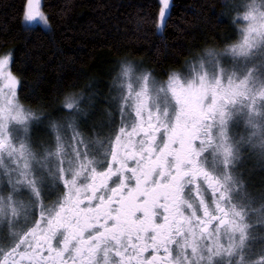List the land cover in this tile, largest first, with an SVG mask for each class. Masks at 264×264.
Masks as SVG:
<instances>
[{
	"label": "snow or ice",
	"instance_id": "obj_1",
	"mask_svg": "<svg viewBox=\"0 0 264 264\" xmlns=\"http://www.w3.org/2000/svg\"><path fill=\"white\" fill-rule=\"evenodd\" d=\"M160 4L158 30L171 0ZM240 7L243 39L224 53L231 71L212 52V71L202 59L159 85L121 66L120 127L107 144L86 139L74 119L68 142L52 121L54 142L38 155L29 130L40 117L19 103L11 53L0 55V264H264L253 231L264 204L253 206L236 171L242 150L264 161V0ZM37 20L50 27L42 0H27L24 21ZM79 104L69 94L63 107L71 116ZM240 123L246 135L236 139Z\"/></svg>",
	"mask_w": 264,
	"mask_h": 264
},
{
	"label": "trees",
	"instance_id": "obj_2",
	"mask_svg": "<svg viewBox=\"0 0 264 264\" xmlns=\"http://www.w3.org/2000/svg\"><path fill=\"white\" fill-rule=\"evenodd\" d=\"M26 3L0 0V55L11 53L19 102L33 112L56 114L90 86L105 100L123 64L164 80L241 34L242 0H171L161 32L159 0H42L50 27L25 25Z\"/></svg>",
	"mask_w": 264,
	"mask_h": 264
},
{
	"label": "rangeland",
	"instance_id": "obj_3",
	"mask_svg": "<svg viewBox=\"0 0 264 264\" xmlns=\"http://www.w3.org/2000/svg\"><path fill=\"white\" fill-rule=\"evenodd\" d=\"M36 22H38V20L34 22H25V25L31 26L34 25ZM162 28H160L159 30L157 29L158 32H161ZM244 28L245 23L241 21V34L239 35V39L232 45L239 44L242 41V30ZM230 46L223 47L221 50H212V53H215L217 55L221 66L228 69L229 71H231L234 67L237 66L231 56L224 54L226 49H228ZM207 53H205L206 55L203 54L202 56H199L197 58L195 57L189 60L182 71H176L175 73H179L181 76L189 75L192 66L194 64L198 65L202 59L206 61L207 69L209 71H212L213 66L207 63V60L209 59ZM133 66L136 69V73L138 75L146 72L140 66ZM240 66L242 67V65ZM120 69L121 68L117 69L115 78L112 79L111 83L107 87V91L105 94V97L107 98H105V100L99 99L98 95L92 92V88L90 86L84 91V93H80L75 96L80 101L79 106L81 111L78 113H73L70 116V114L67 110L64 109V107H62L60 111L56 114L35 111V113L40 117V119L39 121L32 122L29 130V139L33 149L37 152L38 155L42 154L43 149L45 147L53 144L54 142L53 134L50 128V123L52 121H57L62 124H65L63 131L68 142H71L72 137V130L68 129L66 126V121L68 119H74L76 130L81 132L83 136L90 141L100 140L107 144V141L110 138L114 139L115 134L120 127L121 121V80L119 77ZM172 73H170L164 80H159L156 77H152L159 85L166 83ZM6 83L7 81H4L3 84H0V87H3V85ZM232 131L236 139H239L241 136L246 135L243 123H240L238 127H234ZM19 135L22 137L23 132H20ZM95 155L96 158H102L103 149L98 148ZM236 171L237 175L243 180L245 191L247 193L248 198L253 202V206L260 207V205L264 204V161L260 160L258 157L253 155L251 151L242 150L241 159L237 165ZM46 183L50 185V181H46ZM0 191H5V186L0 185ZM52 195V189L51 187H49L45 190L44 200L48 197H51ZM19 198L22 199L25 203H28L31 200V195L27 192L26 189H21ZM255 221L256 217L253 216L252 222L254 224ZM253 231L257 237L254 247L258 250L261 246H264V226L255 225Z\"/></svg>",
	"mask_w": 264,
	"mask_h": 264
},
{
	"label": "flooded vegetation",
	"instance_id": "obj_4",
	"mask_svg": "<svg viewBox=\"0 0 264 264\" xmlns=\"http://www.w3.org/2000/svg\"><path fill=\"white\" fill-rule=\"evenodd\" d=\"M97 159H103V157H102V158H97ZM104 166H105V165H100L101 168H103ZM55 200H56V196H55V195H52L51 197H48L47 199H45V200H44V203H45L46 205H48V206H51V205L54 203ZM38 216H39V209L36 208V209L34 210V214H33L32 219H33V220L38 219Z\"/></svg>",
	"mask_w": 264,
	"mask_h": 264
}]
</instances>
